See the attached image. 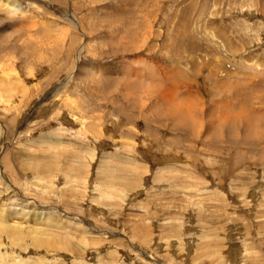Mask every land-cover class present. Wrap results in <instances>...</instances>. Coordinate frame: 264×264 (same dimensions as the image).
Returning a JSON list of instances; mask_svg holds the SVG:
<instances>
[{
	"label": "rangeland",
	"instance_id": "1",
	"mask_svg": "<svg viewBox=\"0 0 264 264\" xmlns=\"http://www.w3.org/2000/svg\"><path fill=\"white\" fill-rule=\"evenodd\" d=\"M0 2V264H264V0Z\"/></svg>",
	"mask_w": 264,
	"mask_h": 264
},
{
	"label": "bare ground",
	"instance_id": "2",
	"mask_svg": "<svg viewBox=\"0 0 264 264\" xmlns=\"http://www.w3.org/2000/svg\"><path fill=\"white\" fill-rule=\"evenodd\" d=\"M0 5H1V2H0ZM12 5H14L13 3H12ZM40 218V217H39ZM43 219V218H42ZM3 226V225H2ZM7 227V226H6ZM8 227H10V225L8 226ZM13 241V240H12Z\"/></svg>",
	"mask_w": 264,
	"mask_h": 264
}]
</instances>
